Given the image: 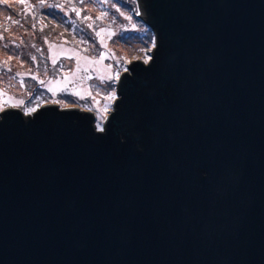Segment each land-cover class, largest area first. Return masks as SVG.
Here are the masks:
<instances>
[{"label":"water","instance_id":"1","mask_svg":"<svg viewBox=\"0 0 264 264\" xmlns=\"http://www.w3.org/2000/svg\"><path fill=\"white\" fill-rule=\"evenodd\" d=\"M136 1L103 132L0 110V264H264V0Z\"/></svg>","mask_w":264,"mask_h":264},{"label":"rangeland","instance_id":"2","mask_svg":"<svg viewBox=\"0 0 264 264\" xmlns=\"http://www.w3.org/2000/svg\"><path fill=\"white\" fill-rule=\"evenodd\" d=\"M137 10L136 0H0L2 109L19 100L26 113L44 103L91 107L101 124L99 110L112 108L114 100L106 96L116 81L110 85L100 77L121 73L132 59L145 61L153 47V31ZM77 91L85 99L73 95ZM8 97L15 100L5 102Z\"/></svg>","mask_w":264,"mask_h":264},{"label":"snow or ice","instance_id":"3","mask_svg":"<svg viewBox=\"0 0 264 264\" xmlns=\"http://www.w3.org/2000/svg\"><path fill=\"white\" fill-rule=\"evenodd\" d=\"M81 2H83V0H81ZM40 3L41 4H44L45 3V0H40ZM51 7H57L59 5H50ZM73 11L77 13V15H79V11L74 7L73 8ZM138 14V13H137ZM103 15H106V14H102L101 18L103 17ZM121 15H123V13H121ZM84 19L86 20H90L91 17H84ZM127 19H131V16L127 17ZM33 27H35V25H33ZM88 27L89 28H92L93 25L92 24H88ZM133 27H135V25H133ZM101 31H103V29H101ZM97 36H100V32H97L96 33ZM0 39H3V36L0 35ZM105 47H107V45H105ZM153 47H155V44L153 43ZM32 59H35V57H32ZM151 60V57L148 56L147 59L145 60V63H147L148 61ZM94 62H99V61H94ZM53 63H55V61H53ZM10 71V69H9ZM125 71H127V68H125ZM120 78V73L119 72H116L114 75H109L107 78L105 77H100L101 81L105 82V83H109L111 85L112 82H115V81H118ZM22 83V82H21ZM44 81H41V84H43ZM50 91L52 89H49ZM7 95L5 92L3 91H0V96H5ZM73 95H76L78 96L80 99H85V97L83 95H81V93L79 91L73 93ZM89 96H91V93H89ZM116 98V92L115 90L111 91L107 96H106V99L108 100H114ZM15 100L14 97H8L7 101L5 102H13ZM93 100H94V97H93ZM25 102L23 100H19V101H15V103H13V106H20V105H23ZM98 103V102H97ZM3 105L0 104V109H2ZM109 105H105L102 109H100V120L101 121H104L106 119V113L108 112L109 110ZM27 112L31 113V112H34L36 109L35 108H27L26 109ZM91 107H89V111H91ZM97 129L98 131L100 132H103L104 131V127L102 124H98L97 125Z\"/></svg>","mask_w":264,"mask_h":264}]
</instances>
